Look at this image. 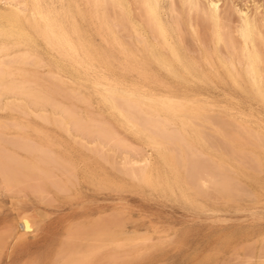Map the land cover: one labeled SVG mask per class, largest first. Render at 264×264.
Returning a JSON list of instances; mask_svg holds the SVG:
<instances>
[{"label":"rangeland","instance_id":"374dc122","mask_svg":"<svg viewBox=\"0 0 264 264\" xmlns=\"http://www.w3.org/2000/svg\"><path fill=\"white\" fill-rule=\"evenodd\" d=\"M208 1H210V0H193L194 3L198 4V2H199L200 7H205V8H207L206 3H208ZM212 1L217 2L221 6L220 7V11H221L220 15H221L222 20H226L224 27H226L228 29V31L226 32L227 34L224 33L226 36L227 35L229 36L227 38V40L229 38L234 39L235 48H237V46L239 47L240 45H238V44H240L241 42H240L239 37L237 36V33H234V32L236 31V26L239 24L240 21H239V17L235 14V12L233 11V8L231 6H233V5L243 6L244 4H248V3L260 4L262 2V0H212ZM186 2H187V0H159V4L161 5V13L164 16L163 22L166 26H168V28L171 29V32H169L171 35V39L174 38V39H172V41L177 44L178 48H179V44L181 43V40H182V43L183 42L186 43V45H185V43L183 44V49H179L180 55L183 56L185 54V49H186V51H188L187 53L191 57V62H194L196 65H199V66L205 68V70H206V66L203 63L204 62L203 58L205 59L206 56H204V55L207 54L208 55L207 60L210 61L211 63H214L216 69L220 72V78L218 79L219 81L216 80V82L213 81L212 83H209V82L205 83V82H203V80L206 81V79H202V81L199 80L201 78L200 74L203 75V73L198 74L199 72H197V70L194 68V70H195L194 73H196V75L194 76L195 79H196V76L197 77L200 76L196 79L198 83L195 82L196 83L195 84L193 82L194 84H189L190 80H188L189 79L188 77H187L188 79H186V77H185V79H186V82L188 81L189 83L188 82L187 83L186 82H180V81L177 82L176 80H173L172 76H170L169 74L167 75V73L165 71H163V70L161 71L160 68L158 69V67L152 61L147 60L145 58L142 59L140 56H139L140 58L137 57V55L139 53H136V55H135L136 60H137V58H139L137 60L138 61L137 62L135 60V58H131V57H128V55H126V54L124 55L123 53H120L121 50L119 48H117L118 45L116 47V45L115 44L113 45L111 42H109V44L107 45V43H108L106 41L107 36L103 34L106 32L105 30H104L105 32L102 33L103 36L106 37V38L102 39V41L104 42V46H103L102 42H100L101 38L97 37L100 35L99 37L103 38L102 34L99 33L100 30L97 32V30L99 29V25L95 26L97 24L96 21H92V23L94 22L95 24H90L91 22L89 24H87V25H89V27L85 26L84 24H86V23H84V22L80 26H81V28L83 26L86 27L87 28L86 31H89L90 25L91 26L93 25L92 27L95 26L93 28L94 30H91L92 29L91 28L90 31H93V34H95V32H97L99 35L98 34H97V36H96V34L92 35L91 40H90V36L88 38H89L90 42L91 41L94 42V44L93 43H91V44H93L94 46H95V44H97L95 46L96 48L94 47L97 51L99 49H101V52H102L103 51L102 48L103 49L105 48L107 50V54H109L108 55V63L110 61H112V65H111V63H109V66H112V68L107 67V69L108 68H109V70L112 69V71H113L112 75L120 76L119 78L114 77V76H110L108 78L106 77L108 80L111 79V77H113L114 78L113 81L116 82V78H117V79H119V81L117 80L118 83H120V81H122L125 84V86H123L124 84H122V82L120 83L121 87L124 88V87H126V84L128 82H130L127 84L129 87H131V85H135L134 83H136L137 85H140L137 82H139V81L141 82V80H143V79L148 80L147 77L149 76V80H148L149 82L147 81L148 85L150 84L151 88H152V86H154L155 89H154V87L151 89L150 86L146 85L147 84L146 80L145 81L143 80L145 82V84H143V86H144L143 89L146 90L145 92L148 94H151V92L150 91L148 92V90H147L148 88L145 89L146 86L149 87L151 90H153L154 93L155 92L158 93L159 91L161 92V90H164V92H161V93L166 94L165 90L167 91L168 89H165V88L161 89L162 87L160 88L161 90L157 89V91H156V87L157 86L159 87V85H160V84H158L159 82L157 83V80L158 81L161 80V82L166 80V81L170 82L172 85H174V87L171 89V91H172L171 93H174L176 95H171V96H174V97L178 96L176 98L181 97L182 99L187 98V100H190V101L193 100V102L197 101L198 103L200 102V104L202 103L201 106L203 105V103L205 104L206 101L208 104H212L213 109L216 111V113L218 112L217 116H219V118L218 117L215 118L214 115H216V113L214 114V110L212 109V107H209V111H205L204 115L207 116L206 113L211 112L209 114L211 116L212 111H213L214 118L212 117L210 119V117H209L207 119H208L209 123L210 122H211V124L214 123L213 126L216 127V129H214L215 131L217 130V128H219L217 131H220V129H222L223 132L221 131V133H225V135H224L225 139H228L227 135H226L229 132L228 130L233 128L232 130H230V132L234 133V135L232 137L230 136L231 138H229L228 140L233 139L234 136H235L234 140L236 138H238V140H239V138L241 137L240 142H242V143H240V145H243V142L247 141V142H244L243 146L246 145L245 147H247V143H250L251 145L250 144H248V145L252 146V149H256L257 145L255 143V140L254 141L250 140V139H252V135L250 132L254 133L255 131H257V129H259V127L262 128L261 127L262 126L261 125V115H262V111H264V110L260 109L261 106L259 104L258 99H255L256 96L254 95V93H250L252 91L249 90V88H247L248 91L241 92V91L237 90L236 88H234L232 84H230L231 83L230 80L226 79L227 77L224 76L225 71H223V68L220 66V64H218V61H216V59H217V60H219V63H220V60L223 59V57L221 59H219L220 55L224 56V54H225L224 57H226V58L224 60H227V58H229L232 55V54H228L230 56L227 57V54H226L227 52L230 51V48H228L227 43L228 42L232 43V40L231 39H230V41L226 40L225 45L224 44L222 45L221 43H219L217 45H216V43L213 44L214 43V42L212 43L213 33L211 35V31L213 30V27H212L213 25H212L211 21L208 20L206 17H203L204 16L203 11H202L203 12L202 14L200 12L199 15H197L195 12H193L192 15L189 16L188 10L183 7V5ZM136 3L137 2H135L134 0H124L125 6L132 5V8L130 10V17L128 15L127 16L129 17L130 21L134 24H135V22H136V24L141 23L138 21L140 18V16H138V15H141V13H140L141 11H139V14L137 13V10H136L137 5H135ZM169 5H170V7H169ZM225 5H227L229 7L226 8ZM0 8H3V6L0 5ZM3 9L6 10L5 8H3ZM137 9L139 10L140 8H137ZM107 11H108L107 14H110L112 12L111 9L107 10ZM109 11H111V12H109ZM204 11H205V9H204ZM113 12H116V11L114 10ZM173 12H175V16L173 15ZM253 13H255V9H253ZM135 16H137V17H135ZM106 17H107V15H106ZM108 17H109V15H108ZM176 19L179 21H177ZM175 21L178 22L177 23L178 27H179V24L181 26L178 28L179 31H177V30L173 31V28L176 25ZM173 22H175V24ZM257 23L259 25V20L257 21ZM110 26H112V25H110ZM136 26H138V25H136ZM97 27H98V29H97ZM121 27H117V28H119L118 30H120ZM124 27H125V25H123V28ZM128 27L129 26L126 25V29H128ZM117 28H116V31H117L116 33L120 32L119 35L117 34V38L122 40V41H120L118 39V41H120L119 45L122 46L123 44H121V43L123 42V43H125V45H123V46H126V44L128 46L130 44V41L132 40L131 36L128 39V36H129L128 33H132V32H127V34H126V32L121 33V31L123 29L118 31ZM170 29H168V31ZM102 31H103V29H102ZM91 33L89 34V32H88V35H91ZM116 33L114 31V34H116ZM133 37H134V35H133ZM146 37L148 38V41H151V39L149 40L150 35L147 34ZM189 38H190V40H189ZM225 39H226V37L224 38V40ZM134 40H132L131 42L135 43ZM213 41H214V38H213ZM33 42L37 46L35 48L37 50H35L31 46V44H30V46L27 47L28 51L30 50L29 51L30 54L35 52V54L31 55L32 57L31 56L29 57V59L33 58L34 56L36 59H38L37 57H39V58H41L39 61L43 65L39 66V67H35L37 69H34L33 67L29 68L31 66L30 64L32 61L28 60L29 62L27 61V63H28L27 66L30 65L28 67V69H30V70H27V68H26L27 72L28 73L33 72L32 74H35V75L38 74L37 75L38 77L40 76L42 78L44 76L46 78L47 72L50 73L51 71H49V69L51 70L50 67H52V72H53L52 74H54L56 72L55 71L56 69L59 70L55 74L59 76L58 78H60L61 81H63L62 79L65 80V78L67 77L66 78L67 82L64 84H69V85H67V86L65 85L66 87L64 85H61V86H64V89L67 90V88H68V92H69V89L74 88L75 85H77V87H78L79 84H78L77 80H75L76 76L73 74V71H72L73 66H75V65L77 66V67H74V69H73L74 71L78 72L77 75L79 74L78 69L81 70V69H84L85 67L82 68V66H81V68H80V67H78L79 65H77V64L74 65V62L72 61L73 62L72 68L71 69L67 68L66 66H68L69 63L67 61H65L63 63L64 60L61 61V59L63 57L61 59H59L61 56H58V54H56V53L54 55H52L51 53H53V51L51 52V50H47L49 48L44 47V44L42 42H41L42 43V45H41L39 40L34 39ZM99 43L102 46H99L98 45ZM210 43H212V45ZM256 44H258V46ZM188 46H190V47H188ZM212 46H213V48H212ZM224 46H226V47H224ZM255 47H256V50L258 52H261V44L259 42L256 41ZM128 48H130V46ZM132 48L133 47L131 46L130 50ZM134 48L132 49L133 51H134ZM220 48H221V50H220ZM187 49H189V50H187ZM213 49L214 50L216 49L217 52L216 51L215 52L218 54H216V53L214 54ZM33 50H35V51L33 52ZM226 50H227V52H226ZM135 52H137V51H134V53ZM162 52H164V51L162 50ZM13 53H14V51H13ZM229 53H234V52L230 51ZM105 54H102V55L104 57L105 56L107 57V55H105ZM235 54H237L236 51H235ZM235 54H233V55L235 56ZM234 56L231 58L235 59V57H237V56H235V57ZM42 57H43V59H42ZM109 57L111 59H109ZM51 58H53L54 61ZM141 59L143 60V64L145 65V67L143 66V69L138 68V65H137L138 63L141 62ZM139 60H140V62H139ZM144 60L146 61V63ZM48 61L51 64H49ZM55 61L58 64H59V62H61L60 64H62V65L56 64ZM66 62H67V65L64 66ZM72 62H70V63L72 64ZM236 62H238V61H236ZM48 65H50V67H48ZM97 65L100 67L99 63H97ZM101 66H102V64H101ZM125 66H127L126 69H125ZM128 66H130V68H131L130 71H129ZM236 66L237 65L235 64V68H236ZM65 67L67 68V70ZM99 67L97 69L95 68L96 70H93L94 71L93 74H95V76H96V74L99 72L98 76H96V77L101 78V75L103 76V73H104L103 71H106L107 69H104V67H103V71H102V68L100 67L101 68V70H100L101 72H100L98 70ZM75 68H76V70H75ZM118 68H121V71H119L120 69H118ZM53 69L55 72L53 71ZM122 69H123V71H122ZM84 70H82V72L84 71L83 73L80 71V75H78V77L81 76V78L82 77L84 78L83 80H85V81L87 80L89 82V80H91L92 78H89L87 75H88V73L91 74L92 70H87L86 68ZM109 70H107V72ZM237 70L240 71L241 69H239V67L237 66ZM34 71H35V73H34ZM58 72L60 73V75ZM95 72H97V73H95ZM49 73H48V75H49ZM63 73H64V75H63ZM84 73H86V74H84ZM100 73H102V74H100ZM108 73L110 75L111 72H108ZM108 73H106V74H108ZM142 73H144L143 77H141ZM139 74H141V75H139ZM30 75L31 74H28V76H30ZM61 75H63L64 77L66 76V77L61 78ZM28 76L26 75V77H24V80H26ZM86 76L89 78V80L87 79ZM89 76L91 77V75H89ZM92 76H94V75H92ZM104 76H106V75H104ZM35 77H33L34 81L36 79H38ZM40 77H39V79H40ZM96 77H95V79H98ZM150 77H152V79ZM30 78H32V77H30ZM30 78H29V80H31ZM47 78H49V77H47ZM72 78H74V79H72ZM190 78H191V80L194 79L193 77H190ZM14 79H18V78L15 77ZM150 79L151 80L157 79L156 83L152 85L150 82L151 81ZM50 80H52V81L55 80V82L54 81L53 82L55 83V86H57L56 85V84H58V83H56L57 78H51ZM50 80H48V83H50L49 82ZM73 80L76 83L74 85V82H73L72 83L73 86H71L72 85L71 82ZM92 80H94V77ZM154 80L152 81L153 83H154ZM196 80H194V81H196ZM34 81H32V82H34ZM39 81L41 82V79ZM80 81H82V79H80ZM87 81L85 83H87ZM110 81H112V80H110ZM199 81H201V83ZM29 82H31V81H29ZM44 82L45 81H42V83H44ZM82 82L84 83V81H82ZM46 83H47V81H46ZM199 83H200V85H198ZM36 84H37V82H36ZM45 84L44 85L42 84V85H43L44 89L47 88L46 89V91H47V90H49V85H52L53 83L52 84L50 83L48 85V87L47 86L44 87ZM202 84H204V85H202ZM213 84H215V86H213ZM242 84H245V82H243ZM28 85H30V83ZM28 85L26 84V86H28ZM80 85H84V84H80ZM80 85H79V87H80ZM87 85L89 86V84H85V86L80 87L81 89L83 87V89H82L83 92L80 91L78 88H77V90L80 91V94H82V95L84 94L83 97H86L87 98L86 100H88V101L90 100L89 108H87L88 107V104H87L88 101L87 102H86V100L84 101L83 97H80V99L82 98V100H83V101L81 100V102L86 103L87 107L81 105V103L77 104V101H78L77 99H75L77 101L74 102V99H73L74 96H71L72 102L75 104H73V105L69 104V106H71V107L75 106V111L77 112V113L74 112L75 115L79 114L78 115L79 117L81 115L80 118H83L84 116H86L87 113L84 112L85 107H86L87 111L91 110V113H93L92 114L93 119H91V120L96 121V122H92L90 120L91 125L93 124V126H94V124L96 125L98 123H99V125L101 123L106 124L107 126L109 125L111 127L112 131L114 132V133H111V131H110L111 129L109 130V128H108V130L110 131V134H112L114 136L116 135V137L119 136L117 138L120 139L121 142H124V141H125V143L127 142L126 145L129 144L128 146L120 148L121 144L116 145L117 144L116 142L112 144L111 142H112L113 138L111 139V142L108 145L107 141H109L110 135L108 134L109 132H107V130L105 131V132H107V134L104 132V130H102L105 133V135H104L105 138L108 137V135H109L108 140L106 142H104L105 138L104 139L96 138L97 136L102 135V134H100V132L102 133L101 130H100V132L97 130L98 133L95 135L96 137L94 136V134L88 135V137H87V136H85V134L82 135V133L85 132V131H83V128H82V131H83L82 133L79 131L80 129H78V128H77L78 132L75 131L76 128L74 126L76 125V121H74L75 123H73L72 126L70 124L66 125L64 127L57 125L59 117H61V116L59 115L58 112H56L55 108H54L55 114H53V112H52L53 106L52 105H49V106H52L51 110L47 104L46 105L44 104L45 105L44 108L38 109L39 106H41V105H39V106L36 105L37 108H36V106L35 107L31 106V104H28V102L26 103V101L22 100V98H20V97L18 98L17 95H14V96L9 95L10 97L7 95L6 98H3L5 96L0 98V126H1L0 127V141H1L0 142V161L3 162L2 163L3 165H6L5 171L10 170V169H8V167L12 166L11 164H14L15 160H18L17 163L19 161H22V162H28L29 161L31 163V160L34 162H37V160H33L32 157L34 155L35 156L40 155V156H43L41 158L45 157L46 159L44 158L43 162H41V160H39L41 162L40 164H37L38 162L35 164L39 165L38 168L44 169L45 173H46L45 176L47 175V177H45L46 180L43 179V180H45L43 183H41L39 185L37 184L36 188L39 189V192H36L37 189L31 190V188H35L34 185H30V186H33L31 188L28 187L29 185L26 186L28 188H25L24 187L25 184L23 187L10 189V187H7L9 185H7V186L4 185V184H6L5 183L6 181L5 180L3 181V179L0 175V228H2V229H0V232H1L0 234H2V236L0 235V264H8L9 260L12 261V264H25V261H29V260H33V259H42V260H55L57 258L60 259V257L62 256L63 253H66V252L69 253L70 250L72 252L73 251L77 252L79 250L78 253H80V255H78V257H80V256L82 257V255L88 254V253H86V254L84 253L85 251H87V249H88V252L90 253V252L97 251L98 249L100 250L99 247H101V246H102V248H101L102 252H100L97 256L94 257L98 261V264H103V261H117V262H119V260H120V264L121 263L122 264H128V262H136V264H223V263L224 264H248V262H252V264H261V261L264 260V240H263L264 239V223H262L261 219H260V207H261V202H262V196H264V172H262V169L260 166V157L262 154L261 153L262 148L259 149V146H258V150L249 149V150H251L250 152H249V150H246V149L243 150L245 152H242V150H241L242 154H240V153L237 154L233 151V153L235 154L234 155L235 157L232 155L233 160L235 159L236 162H238L237 161L238 159L236 160V158H238L239 155L241 156V155H243V153H245L246 157H245V155L242 156L243 158L241 157L243 161L240 160L241 158H239L240 162H238V163H240V168H238L239 167L238 163L236 166H235V164H233L234 163L233 160H231L232 162L226 161V164L229 165L230 170L234 169V168H236V169L232 170V173H234V174H232L231 172H230L231 174H227V175H230V178H232V180L230 179L231 181H227V180H229L228 176H227L228 179H226L225 181H223V180L222 181L226 182L227 184H230L229 182L233 181V183H231V185H227V186L224 185V186L226 187L227 190L229 189L228 186L230 187L231 190L233 188L235 190H234V193H231V194H234V195H232V198L230 196H228V194L226 193V195L228 197H230V201H229L228 200L229 198L225 196L226 189H224V193H223V191H222L223 189L220 190V189H218L219 188L218 187L217 189L222 191V193L224 194L223 196L226 198V199H223L222 193H221L222 197L220 196V194L218 195V192H219L218 190H217L218 192H216V193L214 191H212L213 188L216 187V185H212L213 183L209 184L208 182H206L207 180L204 179V177L207 175V179H208V176H210V175L215 176L216 175L215 173H218L215 170V167L217 165H215V167L212 166L213 163L215 164V163L219 162V160H218L219 157H217L218 156L217 153L214 152L217 150V147H219L218 148L219 151L220 150L222 151V149L224 150V151H222L224 156H225V154H227L229 156V153L227 150L229 149V152H232L230 150L232 145L229 148H227L229 145L227 146L226 142L229 143L228 141L225 140L223 143L219 137H218L219 139H217V135L214 134L212 128L210 129V125L207 124L208 122L204 123L205 120L203 123L199 122L200 120H202V118H201L199 121H196L193 123L194 127H196L197 125L198 126L201 125V127H204V129L197 127L198 129L201 130L200 132H197V135H199L202 132L201 134H203V135H201L200 138L203 139L204 142H201V139H199V136H198V140H197V138H195L197 140L195 142L194 141L190 142V139L193 140V138H188L190 144H194L193 147H195V150H197V152L200 154V156H197L199 154L194 153L193 152L194 148L193 149L191 148L192 156H193V154H195L197 157L193 158V157H195V155H194L193 157L191 156V158H188L189 153L191 151L186 152L187 150H185V149L183 150V148L185 146H182L180 144L183 141L182 140L180 142L178 141L179 143H177V146H178V144H180L182 146L181 150L183 153H185L184 154L185 155L184 160L185 161L187 160L186 162L189 165L185 162L186 163V170H184V172H183L185 174L182 175V173H181L182 170L179 171L181 173V175L183 176V178L179 177L178 173L177 174L175 173L178 177L176 176V179H175L174 178L175 176H174L173 177L174 179L172 180L171 179L172 178L171 173H173V172L170 170L167 171L168 168L161 163L162 161L158 158V156H156V153L150 148V146L148 147V144L146 145L147 142H144L143 138H142L143 140L140 139L141 137H139V138L135 137L136 135H133V133L130 134L131 131L130 132H129V130L127 131L128 128L125 125H124L125 127L122 125L123 123L121 121H119L120 119L118 117L116 118V116L114 117V115L111 116V114H113V113L110 114V112L106 111L105 108L107 106L103 107L102 101H100V99L99 100L97 99L98 97H96V94L94 96H93V93H92V95H90V92H94V90L93 89L91 90V88H90L91 91L89 89H87V87H88ZM245 85H244V88L247 86V85L246 86ZM68 86L69 87L71 86V87L69 88ZM39 87H37V88L39 89ZM129 87H127V88H129ZM32 88H34V87H32ZM50 89H52V88H50ZM60 89H61V87H60ZM84 89H85V91H84ZM247 89L245 88V90H247ZM59 90H57V91L59 92ZM77 90L75 89L74 91H77ZM42 91H44V90L42 89ZM79 91H77V92H79ZM48 92L49 91H47L46 94L50 93V92L49 93ZM58 92L54 93L52 91V97L55 98L56 102L59 104V105L55 104V106H60V107L62 106L61 108L58 107L59 109H62L63 106L68 105V103L72 104V102L67 101V100H69L67 98H66V100L65 99L63 100L57 94ZM85 92H86V94H85ZM160 92H159L158 96H160V95L164 96V94H161ZM157 93H155L154 96H157ZM54 94H57L59 97L55 96ZM63 94H65V92ZM68 94L66 91V97L68 96V98H69L70 96ZM70 94H71V92H70ZM167 94H166V96L169 95V94L168 95ZM251 94H252V96H251ZM49 95H51V93ZM60 95H62V93ZM77 96L79 98L78 94H77ZM183 96H184V98H183ZM52 97H51V99H52ZM56 97H58V98H56ZM91 98H93V99H91ZM55 99H52V100L55 101ZM204 99H206V100H204ZM212 99L214 100V102L212 101ZM208 100H211L212 102L208 101ZM216 102H217V104H216ZM232 102H234L235 104ZM6 103H7V106H6ZM17 103H19V104H17ZM207 103H206V107H208ZM213 103H215V104H213ZM9 105H11L13 108ZM15 108H19L20 111H18V109H15ZM32 108H34V109H32ZM7 109H10V110H7ZM66 109H67V106H66ZM71 109L74 110L73 107ZM71 109H70V111H71ZM21 110H23V111L21 112ZM107 110H108V108H107ZM235 110L237 112H235ZM64 111H65V109H64ZM66 111H69V110H66ZM70 111H69V113H72ZM5 112L7 113V115H5ZM225 112H228V114H230V115H228L229 117L225 114ZM241 112H243L247 117H244L245 115ZM41 113L45 114L46 116H44ZM237 113H238V115H235ZM22 114H25V115L23 116ZM39 114H41L42 116ZM83 114H85V115H83ZM36 115L39 118H41L40 120L42 122H40V120L39 121L37 120L39 118ZM87 115H91V114H89V111H88ZM249 115H251L252 117ZM78 116L75 117L76 120H77V118H79ZM55 117H56V119H55ZM86 117H85V119L91 118V116H88V118H86ZM220 118H222L223 121H221L222 119L220 120ZM214 119L217 121V124L221 122L218 125V127L216 126V123H215L216 121ZM45 120L47 121L48 124L45 123ZM5 121H7L6 124H5ZM79 121H81V119ZM87 121L84 122V119H82L81 122H83V126L85 125L84 123L88 124ZM224 121L228 122V123H226L228 125L223 123ZM81 122H80V125L82 124ZM14 124H16L17 127ZM78 124H79V122H78ZM78 124H77V127H78ZM90 124L86 125V128ZM202 124L204 126H202ZM230 124H231V126H233V125L236 126V124H237V126L238 125H240L242 127L244 126L245 127L244 129H248L247 133L251 135L250 136L251 138L250 139L248 138L250 142H248V140L244 139V138H243L244 141L242 140V136L244 137V134L246 133V131H244L245 133L241 131L242 127H241V129H239L240 126L238 128H234V127L231 128V126L229 127ZM208 125H209V127L207 128ZM223 125H225V127L228 126V127H226V128H228V129H226L227 131L223 130L225 128V127H223ZM91 127L89 126V129L93 130L94 128L91 129ZM101 127H103V125H101ZM106 127H104V129ZM23 128H24V130H23ZM97 128H100V127H97ZM21 130H23V131H21ZM73 130H74V132H73ZM90 130L88 131V133L90 132ZM202 130H204V131H202ZM94 132H96V128L94 129ZM259 132H261V129L259 130ZM92 133H93V131H92ZM232 133H230V135ZM255 133H257V132H255ZM180 134H182V136H183L182 132H180ZM204 134H206V135H204ZM248 134H247V137L249 136ZM257 134H255L256 137H258V138H256L257 139L256 142L259 140L261 141V137H259V134H261V133H259L258 136H257ZM253 136H254V134H253ZM116 137H114V139ZM208 137H210V138L213 137L212 139H214L215 143H213L212 139L208 140L209 139ZM247 137H245V138H247ZM75 140H76V142H75ZM86 140H88L89 142ZM219 140H220V142H219ZM222 140H224V139H222ZM13 141H14V143H13ZM101 141H102V143H101ZM231 142H233V141H230V144H231ZM12 143H13V145H12ZM212 143L214 145L217 143L216 149L214 151L211 149V146H210V145H212ZM24 144L25 145L29 144L30 147L31 146L37 147V152H36L37 155H36V153L31 155L33 153L34 149L30 153L29 152L30 150L28 149L29 147L28 148L24 147L23 146ZM114 144L116 145L115 147H114ZM220 144H222V145H220ZM123 145L125 146V144H123ZM130 145L132 148L130 147ZM214 145H212L213 149L215 147ZM237 145H239V144H237ZM259 145L261 146V144H259ZM49 146H50V148H49ZM234 146L235 145L233 144L232 147H234ZM88 147H89V149H88ZM175 147H176V145H175ZM253 147H255V148H253ZM13 148H15V149H13ZM38 148H40V149L42 148L41 150L43 152L40 151L41 153L38 154V151L40 150V149L38 150ZM128 148H129V150H128ZM176 148H174V146H173V149L175 150L174 151L175 156L177 155L179 157L178 160L180 161V156H179L180 153L178 150H176ZM234 148H232V150L236 149V148L235 149ZM137 149H139V150L137 151ZM179 149H180V147H179ZM243 149H244V147H243ZM110 150H111V152H110ZM96 151H97V153L100 152V154L97 155V153H95ZM221 151H220V154L223 155ZM235 151H237V150H235ZM238 151H240V150H238ZM44 152L46 153L45 155H43ZM89 152H90V155H89ZM109 152H110V154H109ZM176 152H177V154H176ZM24 153H25V155H24ZM220 154H219V156H220ZM139 155H142V156H139ZM47 156L52 157L53 159L55 158L59 163L53 164L55 161L52 162L53 159H51L52 160L51 161L52 164H51L50 161L48 160ZM122 157L127 158V159H125V161H124V159ZM200 157H201V159H199ZM224 158L220 157V159H223V162L225 161ZM60 159L64 160L65 164H67V166L65 164L63 166V164L61 162L62 160H60ZM98 159H101V160H98ZM145 159H147V162H146L147 176L145 178H143V180H139V183H138V181H136V179L133 178L134 180H132L131 179L132 177L130 178L128 175V173H129L128 171H130L129 168L131 167L130 166L128 168V162H129V165H130V162L131 163L133 161L137 162L136 164H138V166L137 165L136 166L138 168L140 165H142V162ZM195 159H196V162H195ZM207 159L209 162L208 161L206 162ZM230 159H231V157H230ZM11 160H14V162ZM193 160H194V162H193ZM198 161H200V162H198ZM256 161H258V163H255ZM105 162L107 163L106 165L104 164ZM210 162H213V163L211 164ZM119 163H120V165H119ZM194 163H195V165H194ZM241 163L245 164V165L242 164V165H244V169L241 168L242 167ZM35 164L31 163V165H33V167L32 166H30V167H32L36 170L35 174H37V176H38V173H37L38 168L37 169L35 168V167H37V165H35ZM132 164L135 165V163H132ZM161 164L163 165V167H165L164 170H163V167L161 166ZM208 164L211 166L208 167L207 166ZM226 164L225 165L223 163L220 164L221 168L219 169L217 166V169L220 171V170H222V167H223V170H224V168L225 169L229 168V167H227L228 165H226ZM7 165H8V167H7ZM121 165H122V167H121ZM15 166H17L16 168L19 169L20 168L19 166H21V165H18L15 162ZM136 166H135V168H136ZM13 167H14V165H13ZM13 167L11 169H13ZM123 167H125V168H123ZM192 167H193V169H192ZM198 167H201V169H199ZM210 167H211V169H210ZM58 168H60V169H58ZM118 168H119V170H118ZM189 168H191V170H193V171H191ZM204 168H206V169H204ZM213 168H214V170H212ZM21 169L24 170V167ZM132 169L133 168H131V170ZM133 170H135V169H133ZM165 170L167 171L166 172L167 174L170 173V176L165 173ZM200 170H201V172H200ZM205 170L207 172L209 170V173H212V174H210V175H208L209 173L206 174ZM210 170H211V172H210ZM244 170H246V171H244ZM13 171H15V169H13ZM39 171H41V170H39ZM8 172H11V171H8ZM68 172H69V174H68ZM199 172L201 174L202 173L204 174V176L202 175L203 176L202 181L204 182V180H206L205 181L206 184L205 183L204 184L207 186V188L205 185H202L201 188L199 187L198 180H197L201 176V174ZM224 172H225V170L222 172L220 171L219 175H222V176H224L223 178H226L225 177L226 174ZM30 173L32 174V172H30ZM123 173H125V174H123ZM0 174H1V172H0ZM35 174H32L33 177L35 176ZM124 175H126V176H124ZM165 175H167V176H165ZM196 175H200V176H197L198 177L197 178ZM231 175H233V176H231ZM29 176L30 177H28V178L31 179V175H29ZM234 176H235V178H234ZM20 178H23L21 176V174H20ZM26 178H27V176H26ZM38 178H39V176H38ZM167 178H169V179H167ZM218 178L221 181L220 177H218V175H217V179ZM39 179H38V181L40 182ZM182 179L185 180V182H187V186L191 185V187L193 186V188L187 187L189 190L184 189V188H186L185 187L186 185L184 186L185 182L183 181L184 182L183 183L181 181ZM200 179H199V184H200ZM22 180H20L19 183H21V182L25 183ZM31 180H30V182H31ZM38 181H36V182H38ZM202 181H201V184H202ZM30 182H28V183H30ZM65 182H66V184H65ZM33 183H35V182H33ZM194 183H197V184H195V186H194ZM30 184H32V183H30ZM21 185L22 184H20V186ZM12 186L14 187V184ZM15 186H16V183H15ZM196 188L198 190L197 191L194 190L196 192H193L192 189H196ZM210 188H212V189H210ZM2 189L3 190L5 189V190L3 191ZM207 189H208V191H207ZM190 190H192V191H190ZM199 192H201V194L206 193L205 195H206V197H208V199L205 197V195L199 194ZM230 192H233V190ZM196 193H197V195H196ZM231 194H229V195H231ZM211 196L213 198H211ZM216 197L221 199V201H219V199H217ZM37 200H39V202ZM215 202H217L218 204H213ZM50 203H52V204H50ZM35 210H36V212H35ZM38 211H39V213H38ZM109 212H111V213H109ZM116 212H118V216L113 217L114 215H117ZM22 218L28 219V221L30 222V226L37 227L38 232H37V235L35 237L29 236L24 241L17 242L16 237H19L23 232V227L20 224ZM129 220L130 221L134 220V222L130 223ZM76 222L79 224H77ZM111 222H113V223H111ZM123 222H125V223H123ZM127 223H129V224H127ZM73 224H74V226H73ZM7 231L9 232V234ZM17 232H18V234H17ZM78 234H80L81 236H79ZM94 234H96V235L93 236L95 238L93 240L92 235H94ZM100 234H102V235H100ZM103 234H105L106 236ZM107 235H109V236H107ZM148 235H149V237H147ZM71 237H73L75 239H73V238L71 239ZM108 237L109 238L111 237L110 240ZM86 238H88V239H86ZM66 239H68V240H66ZM167 239L169 242L167 241ZM70 240H72V241H70ZM88 240H90V241H88ZM73 241H74V244H73ZM138 241H140V242H138ZM87 242H89V243L92 242V243L87 244ZM102 243H104V244H102ZM134 243H135V245H134ZM160 243L163 245H161ZM1 244H2V246H1ZM75 245H77V246H75ZM70 246L73 248H71ZM91 246H93V247H91ZM239 246H241V247L239 248ZM67 247H68V249H67ZM81 247H83V248H81ZM95 248H97V250ZM142 248H145V249H142ZM81 249H82V251H81ZM64 250H65V252H64ZM142 250H143V252H142ZM62 251H63V253H62ZM140 253H142V255ZM135 255L137 257H135ZM228 255H229V257H228ZM104 258H106L107 260ZM100 260H102V263ZM123 260H125V261H123Z\"/></svg>","mask_w":264,"mask_h":264},{"label":"bare ground","instance_id":"6f19581e","mask_svg":"<svg viewBox=\"0 0 264 264\" xmlns=\"http://www.w3.org/2000/svg\"><path fill=\"white\" fill-rule=\"evenodd\" d=\"M135 2H137L135 5H141V4H143L144 3V0H134ZM3 2L4 3H12V4H15V5H23V4H32L33 2H34V0H3ZM38 2L39 3H41V4H47V5H61V4H63V5H69V4H72V5H75V4H82V5H84V4H88V3H94L95 2V0H38ZM100 2H102V3H105V4H107L109 7L107 8V10H112V12L111 11H109V12H111L110 14H107V10H106V14L104 13V12H102L101 14H100V16H99V18H97L96 17V15H95V13H94V11H92V10H88V9H81L80 11H77L75 8H73L72 9V11H71V14L70 15H65L64 14V11L63 10H61L60 8H56V9H54L53 10V12H55V13H59L60 15H59V17L57 18L58 19V24L56 25V26H54L55 27V33H54V35H48L47 37L41 32V31H37L35 28H34V26H33V24L32 23H30L29 22V20H30V17H31V9L29 8V9H20L19 11H17V10H15V9H6V10H4L3 8H0V32H2V31H4V30H12L13 28H19V29H21L22 31H24V32H27L28 33V35H29V37H30V39H31V41L33 42L34 41V39H37V40H39V42L41 43H43L44 44V47H46V48H49V49H47V50H51V52L53 51V53H51L52 55H54L55 53L56 54H58V56H61L59 59H61L62 57L64 58H62L61 59V61L62 60H64L63 61V63L65 62V61H67L69 64H68V66H66L67 65V62L65 63V65L64 66H66L67 68H72V66H73V62H74V65L75 64H77V65H79L78 67H80L81 68V66H82V68L83 67H85L87 70H92L91 72V74H89L88 73V77L89 78H92L93 79V77H94V80H89V78L87 77V79L89 80V82L87 81V83H85L86 81L85 80H83L84 78L82 77L81 78V76H79L78 77V75H80V71L82 72V70H84V69H78L79 70V74L77 75V73L78 72H76V71H74L73 69H74V67H77L76 65L75 66H73V69H72V71H73V74L76 76H74L76 79L75 80H77V82H78V84L80 85V84H84V85H80V87L81 86H85V84H89V86L87 87V89H89L90 90V88H91V90L93 89L94 90V92H90V95H92V93H93V96L96 94V97H98L97 99L99 100L100 99V101H102V105H103V107H106L105 109H106V111H108V112H110V114L111 113H113V114H111V116L112 115H114V117L116 116V118L118 117L120 120L119 121H121L123 124V126L125 125L127 128V131L129 130V132H130V134L131 133H133V135H136L135 137H137V138H139V137H141L140 139H144V142H147L146 143V145L148 144V147L150 146V148L156 153V156H158V158L162 161L161 163L164 165V166H166L168 169H167V171L168 170H170V171H172L173 173H171V179L173 180L174 178L176 179V174L178 173V176L179 177H182L183 178V174H185V173H183L184 172V170H186V161L184 160V158H185V153H183L182 152V146H185L184 148H183V150L185 149V150H187L186 152H190L189 153V157L188 158H191V156H192V150H191V148L193 149L194 148V150H195V147H193L194 146V144H190V142H195V141H197L198 140V136H199V139H201L200 138V136L201 135H203V134H199V135H197V132H200L201 130L200 129H198L197 127H200V128H203L204 129V127H201V125L200 126H196V127H194V125H193V123L194 122H196V121H199L201 118H202V120H200L199 122H201V123H203L204 122V120H205V122L204 123H206V122H208L207 124H209L210 125V129L212 128V130H213V132H214V134L215 135H217V139H221V141L224 143V141L226 140V141H228L229 143H227L226 142V144H227V148H229L231 145L233 146V144L235 145L234 147L236 148H234V147H232L231 146V151L232 152H229V149L227 150L228 151V153H229V156L227 155V154H225V156H224V154H223V152L222 151H224L223 149H222V154L223 155H221L220 154V151H219V147H217V150L216 151H214L215 149H216V144L214 145L213 143H215L214 142V139H212L213 137H208L209 139L208 140H210V139H212L213 140V143H212V145H214L215 147H214V149L212 148V145H210L211 146V149L214 151V152H216L217 153V157H219V162H217V163H213V162H210L211 164L213 163V167H215V165H217L218 166V168L220 169L221 167H220V164H226V161H230V162H232L231 160H233V156L235 155L234 153H233V151L235 152V153H237V154H242V152H245V151H243V150H249V149H251V150H258V146H259V149L260 148H262V146H260L259 144H261V141L259 140V141H257L256 142V138H258V137H256V135L255 134H259V133H261V132H259V130L261 129L260 127H259V129H257V131H255V132H257V133H253V132H250L251 133V135H252V139H250L251 137V135L250 134H248L247 132V130L248 129H244L245 127L243 126H240V125H238L237 126V124H236V126H231V124L229 125V127L231 126V128L232 127H234V128H238L239 126H240V128L239 129H241V127H242V132H244V131H246V133L244 134V137L242 136V140L244 141V139H247L248 140V142H250L249 141V139L251 140V141H254L255 140V143H256V145H257V147H256V149H252V146H249L248 144H250V143H247V147H245V146H243L244 145V142H247V141H244L243 142V145H240V143H242V142H240L241 141V137L239 138V140H238V138H236L235 140H234V137H233V139H230V140H228L229 138H231L233 135H234V133H232V132H230V130H232V129H229L228 131V133L226 134L227 135V138L228 139H225V133H221V131H222V129H220V131H217L219 128H217V132L214 130V129H216V127L215 126H213L214 125V123L213 124H211V122L209 123V121H208V119L207 118H209L210 117V119L213 117L214 118V116H215V118L216 117H218L219 118V116H217V113H216V111L213 109V105L212 104H208L207 103V101H206V103H207V106L208 107H206V103L204 104L203 103V105L201 106V104H200V102L198 103L197 101V103L196 102H193V100L192 101H190V100H187V98L186 99H182L181 97H179V98H176V97H178V96H171V95H176V94H174V93H171L172 91H171V89H168L167 91L165 90V93L168 95V96H166V94H164V93H161V92H164V90H161V89H163V88H161L160 87V85H159V87L157 86L158 84H160L161 83V80H157V79H153L154 80V83L152 82L153 80H151L152 79V77H150L151 79V84L153 85V84H155L156 83V80H157V87H156V91H157V89H160L161 90V94H164V96H162V95H160V96H158V94H159V92L157 93V92H155V93H157V96H154V92H153V90H151L154 86H152V88H151V86H150V84L148 85V80H149V76L147 77V79L148 80H146V82H147V84L146 85H148V86H150V88L149 87H147L146 85V87H145V89H147L148 90V92L150 91L151 92V94H148V93H146L145 91L146 90H144L143 88H144V86H143V84H145V80L143 81V80H141V82L139 81V82H137V83H139L140 85H137L136 83H134L135 85H131V87H129L127 84L128 83H130V82H128L127 84H126V87H121V82L122 81H120V83H118V81H119V79H117L116 78V82L115 81H113L114 80V78L113 77H111V79H107L108 77H110V76H114V77H120V76H116V75H112L113 73V71H112V69L111 70H109V68L107 69V67H111L112 68V66H109V63H111V65H112V61H110L109 63H108V55L109 54H107V50L104 48H102V50L106 53H104L103 51V53L101 52V49H99L98 51L95 49L96 47V45L97 44H95V46L93 45L94 44V42L93 41H91L90 42V40H91V38H92V35H95L96 34V36H97V32L100 30V32L99 33H103V32H105V33H103L104 35H106L107 36V38L105 37V36H103V34H102V36H103V38L102 37H99V36H97L98 38H101L100 39V42H102V44H103V46H104V42L102 41V39H104V38H106V41L108 42L107 43V45L109 44V42H111L113 45L115 44L116 45V47H117V45H118V47L117 48H119L121 51H120V53H123L124 55L126 54V55H128V57H131V58H135L136 56V53H139L138 55H137V57H141L142 59H147V60H150V61H152L157 67H158V69L160 68L161 69V71L163 70V71H165L166 73H167V75L169 74L168 73V71L165 69V65H169V66H171L172 67V69H173V71L174 72H179V73H181L182 74V69H180L176 64H175V62H174V60L172 59V56H171V53L168 51V47L165 45V42H164V40L160 37V34H159V31L152 25V24H150V22L148 21V19H147V17L145 16V14H144V10L142 9V8H140L139 10L136 8V10H137V13L139 14V11H141L140 13H141V15H138V16H140V18H139V22H141V23H138V24H136V22H135V24L136 25H138V26H136L134 23H132L131 21H130V19H129V17L127 16V15H125V14H123L122 12H121V9L119 8V7H113V5H124V0H100ZM151 2L152 3H158L159 4V0H151ZM169 3V2H168ZM174 3V2H173ZM212 3H217V2H213L212 0H210V1H208V3H206V7L208 8V5H210V4H212ZM198 4H199V2H198ZM174 5V4H173ZM169 7H170V5H169ZM110 8V9H109ZM207 8H205V7H200V12H201V14L204 12V9H207ZM116 11V12H113L114 10ZM203 11V12H202ZM118 12V13H117ZM221 12V11H220ZM6 14V15H5ZM204 14V13H203ZM106 15H107V17H106ZM108 15H109V17H108ZM9 17H11V22L9 21ZM132 17V16H131ZM135 17H137V16H135ZM142 17V18H141ZM202 17V16H201ZM203 17H205V15L203 16ZM133 18V17H132ZM208 20H210V18H207ZM134 20V19H133ZM177 20V19H176ZM92 21H96V25L95 26H98L99 25V29H98V27H97V32H95V34H93V31H90V29L91 30H94L93 28L95 27H92L91 25H90V28H89V31H86V27H82L81 28V24L84 22V23H86V24H84L85 26H88L89 27V25H87V24H89L90 22V24H95L94 22L92 23ZM177 21H179V20H177ZM207 21V20H206ZM211 21V20H210ZM88 22V23H87ZM176 22V21H175ZM175 22H173L174 24H175ZM177 23L178 22H176V25L174 26V28H173V31H179L178 30V28L179 27H181L180 26V24H179V27L177 26ZM205 23V22H204ZM207 23V22H206ZM173 24V25H174ZM191 24V23H190ZM110 25H112V26H110ZM123 25H125V29H126V25H128L129 27H128V29H124L123 28ZM62 26V27H61ZM122 26V27H121ZM117 27H121L120 28V30H122L121 31V33H124V32H126V34H127V32H132V33H128V39L130 38V36H131V39L132 40H134L135 41V43L133 42H131L130 41V44L127 46V44H126V46H123V45H125V43H121V44H123L122 46L121 45H119L120 43V41H122V40H120L119 38H117V34L119 35L120 34V32L119 33H116L117 31H116V28ZM213 27V26H212ZM197 28V27H196ZM102 29H103V31H102ZM119 28H117V30H118ZM168 29H170V28H168ZM181 29V28H180ZM105 30V31H104ZM120 30H118V31H120ZM102 31V32H101ZM114 31H115V33L116 34H114ZM189 31V30H188ZM88 32H89V34L91 33V35H88ZM168 32H171V29L168 31ZM183 32V31H182ZM173 33V32H172ZM171 33V34H172ZM212 33H213V38H214V41H213V38H212V43L213 44H215L216 43V40H215V36H214V27H213V30L211 31V35H212ZM234 33H237L236 31L234 32ZM233 33V34H234ZM132 34V35H131ZM150 35V37H149V40L151 39V41H148V38L146 37V35ZM227 34V33H226ZM116 35V36H115ZM133 35H134V37H133ZM173 35V34H172ZM230 35V34H229ZM90 36V40H89V37ZM125 36V35H124ZM238 37H239V39H240V44H238V45H240L239 47L237 46V48H235V46H234V44H235V42H234V39H231V38H229L228 40H227V38L229 37L228 35L226 36L225 34H224V37H223V39L226 37V39L224 40V42L223 43H221L222 45L224 44H226L225 43V41L227 40V41H230V39L232 40V43L231 42H228L227 43V46H228V48H230V51L231 52H234V53H229V52H227V50H226V54H227V57L228 56H230V55H228V54H232L229 58H227V61H229V62H231V61H235V64L239 67V69H241L240 71H238L237 70V66H236V74L237 75H239L240 76V79H241V82L243 83V82H245V84L247 85H245V84H243V86L245 85L246 87V89L247 88H249V90H251L252 92H250V93H254V91H253V86L251 85V83L247 80V77H246V75L243 73V69H242V67H241V65H242V63L244 62V55H245V53H244V47H245V42H244V40H242L241 38H240V36L239 35H237ZM109 37V38H108ZM119 37V36H118ZM127 37V36H126ZM124 38V37H123ZM134 38V39H133ZM118 39L120 40V41H118ZM172 39H174V38H172ZM172 39H171V35H170V33H169V41L170 42H173L172 41ZM184 39V38H183ZM189 40H190V38H189ZM105 41V40H104ZM118 41V42H117ZM192 41V40H191ZM256 41L257 42H259L260 43V39H259V32H257V34L255 35V37H254V41H250L249 43H248V50L249 51H251L252 50V48H253V46H255V43H256ZM188 42V41H187ZM234 42V43H233ZM6 43H9V44H11L12 45V47H13V51H14V53H13V55L16 57V59H12V60H8V59H5V58H3V57H0V59H2L3 60V67L2 68H0V73H2L3 75H4V78L5 79H7L8 77H11V79L8 81L9 82V84L11 85V88H12V91L11 92H9V93H5V94H2V95H0V98H2L3 96H5V97H3V98H6V96L8 95H11V96H14V95H17V97L19 98H22V100H24V101H26V103L28 102V104H31V106H39V105H41V106H39V108L38 109H40V108H44V106L47 104L48 106L49 105H52L53 106V108H52V106H49L50 107V110H51V108H52V112H53V114H55L54 112H55V110H56V112H58L59 113V115L61 116V117H59V120H58V122H57V125H59V126H62V127H64V126H66V125H71L72 126V124L73 123H75L74 121H76V125L74 126L76 129H75V131H77L78 129H80L79 131L82 133L83 131H85L84 133H82V135L83 134H85V136H87L88 137V135H92V134H94V136L98 133L97 132V130L100 132V130L102 131V130H104V132L107 130V132H109L108 134L110 135V138H109V135H108V137H104V135H105V133L107 134V132H103L102 131V133L100 132V134H102V135H100V136H95L96 138H99V139H104L105 141L104 142H106L107 140H108V138H109V141H107L108 142V145L110 144V142H111V139H112V144L113 143H117L116 145H120V148L122 147H126V146H128V145H126L127 144V142L125 143V141L124 142H121L120 141V139H118L117 137H119V136H117L116 137V135L114 136V135H112V134H110V131H111V133H114L113 131H112V129H111V127L108 125H106V124H100L99 125V123L98 124H94V126H93V124L91 125L90 124V122L92 121L91 119H93L92 118V114L93 113H91V110H88L89 111V114H91V115H87L88 114V111H87V108H89V106H90V104H89V102H90V100L88 101V100H86L87 98L86 97H83L84 96V94L82 95V94H80V91H82V89H83V87H82V89L79 87V85H78V87H77V85H75V83L76 82H74V80L71 82V84L74 82V88L77 90V88L80 90H77V91H79V92H77V91H74L75 89L74 88H70L71 86H73V84L69 87L70 89H69V92H68V88H67V90L66 89H64V86L66 85H69V84H64V83H66L67 81H66V78L63 76L64 75V73H63V75H61V78H65V80L64 79H62L63 81H61V79L60 78H58L59 76L58 75H56L55 73L57 72V71H59V70H55L54 71V69H53V71L55 72L54 74H52L53 72H52V67H50V65H48V67H50L51 68V70L49 69V71H51L50 73L49 72H47V75H46V78L44 77H40V79H41V82L39 81L40 79H39V77L37 76L38 74H32L33 72H31V73H28L27 72V70H30V69H28V67L29 68H34V69H37V68H35V67H39V66H42L43 64H41L40 63V59L41 58H39V57H37L38 59H33V58H31V59H29V57L31 56V55H33V54H35V50H37V49H35L37 46L35 45V47H33L35 50H33V52L34 53H31L30 54V50L28 51V46H30V44L28 43V41L27 40H25L24 38H21V37H19V36H17V38L16 39H14V40H12V41H5L4 39H3V37L2 36H0V46H2V45H5ZM34 43V42H33ZM42 43H41V45H42ZM91 43H93V44H91ZM181 43H182V40H181ZM185 42H183L182 44H184ZM212 43H210L211 45H212ZM261 44V43H260ZM99 46H102V45H100V43L98 44ZM185 45H186V43H185ZM188 45V44H187ZM216 45H217V43H216ZM257 46H258V44H256ZM130 46V48H131V46L134 48V51H137V52H135L134 53V51L132 50H130V48H128ZM256 46V47H257ZM95 47V48H94ZM126 47V48H125ZM188 47H190V46H188ZM218 47V46H217ZM220 47V46H219ZM224 47H226V46H224ZM256 47H255V49H256ZM260 47V46H259ZM212 48H213V46H212ZM138 49V50H137ZM185 49V48H184ZM218 49V48H217ZM27 50V51H26ZM162 50L164 51V52H162ZM186 50V49H185ZM187 50H189V49H187ZM220 50H221V48H220ZM191 51V50H190ZM213 53L215 54L216 52H217V50L215 49H213ZM216 51V52H215ZM219 51V50H218ZM235 51H236V53L237 54H235ZM238 51V52H237ZM50 52V51H49ZM188 52V51H187ZM17 53V54H16ZM105 54V55H107V57L105 56H103L102 54ZM134 53V54H133ZM165 53V54H164ZM256 53L257 54H259L260 52H258L257 50H256ZM37 54V53H36ZM216 54H218V53H216ZM233 54H235V56H237V57H235ZM57 56V55H56ZM182 56V55H181ZM204 56H206L207 57V59H208V55L206 54V55H204ZM224 56H225V54H224ZM224 56H219V59H221L222 57H223V60L226 58V57H224ZM235 57V59L233 58H231V57ZM32 57V56H31ZM35 57V56H34ZM47 57V56H46ZM139 57V58H140ZM205 57V58H206ZM107 58V59H106ZM139 58H137V60L139 59ZM34 61H33V60ZM42 59H43V57H42ZM46 59V58H45ZM52 60H53V58H51ZM67 59V60H66ZM109 59H111L110 57H109ZM141 59V62H140V60H139V62L140 63H138L137 65H138V68H140V69H143V66L145 67V65L143 64V60ZM237 59V60H236ZM32 61L31 62V64L30 65H28L27 66V61ZM50 60V59H49ZM58 60V59H57ZM135 60H136V58H135ZM136 60V61H137ZM203 60H204V58H203ZM28 61V62H29ZM42 61V60H41ZM54 61V60H53ZM72 62V64L70 63V62ZM145 61V60H144ZM216 61H218V64H220V66L222 67V65H221V62L219 63V60H217L216 59ZM221 61V60H220ZM236 61H238V62H236ZM56 62V61H55ZM59 62V61H58ZM138 62V61H137ZM210 62V61H209ZM41 65H40V64ZM44 63V62H43ZM48 63H49V61H48ZM53 63V62H52ZM61 62H59V64H60ZM97 63H99V65H100V67L102 68V71H103V67H104V69H107V70H109L108 72H111L110 73V75H109V73L107 72V70L106 71H103L104 73H103V76L104 75H106V76H102L101 75V78L99 77H96V76H98V74H99V72L97 73V72H95V73H97L96 74V76H95V74H93L94 73V71L93 70H96L99 66L97 65ZM145 63H146V61H145ZM49 64H51V63H49ZM56 64H58L57 62H56ZM58 64V65H59ZM101 64H102V66H101ZM240 66H239V65ZM47 65V64H46ZM60 65H62V64H60ZM71 65V66H70ZM98 67H97V66ZM108 65V66H107ZM54 66V65H53ZM70 66V67H69ZM206 66V65H205ZM55 67V66H54ZM65 67V68H66ZM99 67V71L101 70V68ZM123 67V66H122ZM126 67L127 66H125V69H126ZM26 68H27V70H26ZM44 68V67H43ZM67 68H66V70H67ZM96 68V69H95ZM128 68H129V71L131 70V68H130V66H128ZM127 68V69H128ZM223 68V67H222ZM41 69V68H40ZM46 69V68H45ZM61 69V68H60ZM118 69H120L119 71H121V68H118ZM33 70V69H32ZM75 70H76V68H75ZM77 70V71H78ZM86 70V71H87ZM97 70V71H98ZM69 71V70H68ZM85 71V70H84ZM83 71V72H84ZM122 71H123V69H122ZM125 71V70H124ZM127 71V70H126ZM192 71L194 72L195 70H194V68L192 69ZM223 71H224V69H223ZM27 72V73H26ZM41 72V71H40ZM70 72V71H69ZM82 72V73H83ZM101 72V71H100ZM108 73V74H106V73ZM143 72V71H142ZM164 72V73H165ZM259 72H260V68H259V65L257 66V77H256V87L258 88L259 87V85H260V76H259ZM26 73V74H25ZM34 73H35V71H34ZM48 73H49V75H48ZM59 73V72H58ZM146 73V72H145ZM28 74H31L30 76H28ZM51 74V75H50ZM84 74H86V73H84ZM100 74H102V73H100ZM198 74H200V72L198 73ZM26 75L28 76L27 77V79L26 80H24V77H26ZM59 75H60V73H59ZM89 75H91V77L89 76ZM92 75H94V76H92ZM108 75V76H107ZM137 75V74H136ZM139 75H141V74H139ZM36 76V77H35ZM63 76V77H62ZM144 76V73H142V75H141V77H143ZM200 76H201V78L199 79V80H201L202 81V79H204V77H203V75L202 74H200ZM200 76H198V77H200ZM224 76L225 77H227L226 79H229L230 80V84H232V80H231V77L228 75V73L227 72H224ZM18 78V79H14V78ZM30 77H32V78H30ZM33 77H35V78H38V79H36L35 81L37 82V84H36V82L33 80L34 78ZM47 77H49V78H47ZM73 77V76H72ZM95 77L96 78H98V79H95ZM107 77V78H106ZM170 77V76H169ZM189 79H188V78ZM190 77H193V76H186V79H188V80H190L188 83L189 84H194L195 82L196 83H198L197 82V76H196V79H195V77H193L194 79H192L191 80V78ZM29 78L31 79V80H29ZM51 78H57V82L56 83H58V84H56L57 86H55V80H50ZM113 78V79H112ZM164 78V77H163ZM173 78V77H172ZM50 80L49 82L52 84V85H49L50 83H48V80ZM72 79H74V78H72ZM71 79V80H72ZM80 79H82V81H84V83L82 82V81H80ZM166 79V78H165ZM186 79H185V81H182V82H186ZM110 80H112V81H110ZM118 80V81H117ZM174 80V79H173ZM194 80H196V81H194ZM228 80V81H229ZM29 81H31V82H29ZM32 81H34V82H32ZM42 81H45L44 83H42ZM46 81H47V83H46ZM52 81V82H51ZM69 81V80H68ZM92 81V82H91ZM166 81V80H165ZM201 81H199L200 83H201ZM219 81V80H218ZM40 82V83H39ZM91 82V83H90ZM133 82V81H132ZM135 82V81H134ZM143 82V83H142ZM178 82V81H177ZM181 82V81H180ZM186 82V83H187ZM192 82V83H191ZM194 82V83H193ZM203 82H205V83H207L208 81L206 80V81H204L203 80ZM216 82V81H215ZM30 83V85H28ZM40 85H39V84ZM47 85H46V84ZM126 83V82H125ZM195 83V84H196ZM200 83L198 84V85H200ZM26 84L28 85V86H26ZM45 84V86L44 87H48V85H49V90H47V91H49L50 93H51V95H49V94H46V89H44L43 88V85ZM122 84H124L123 82H122ZM39 87V89L36 87ZM61 85H64V86H61ZM202 85H204V84H202ZM52 86V87H51ZM59 86V87H58ZM65 86V87H66ZM123 86H125V84L123 85ZM32 87H34V88H32ZM37 89H36V88ZM60 87H61V89H60ZM63 87V88H62ZM127 87H129V88H127ZM50 88H52V89H50ZM56 88V89H55ZM41 89V90H40ZM42 89L44 90V91H42ZM60 89V90H59ZM74 89V90H73ZM86 89V90H87ZM154 89H155V87H154ZM57 90H59V92L57 91ZM63 92H62V91ZM67 91V94L70 96L69 98H68V96L66 97V91ZM71 90V91H70ZM73 90V91H72ZM52 91L54 92V93H56V92H58L57 94L64 100H66V98L67 99H69V100H67L68 102H72V97L71 96H74V102L75 101H77V104H79V103H81V105H83V106H86L87 107V105H86V103H82L81 102V100H82V98L80 99V97H83V99H84V101L86 100V102H87V104H88V107L86 108L85 107V110H84V112H86L85 114H86V116H84L83 118H80L81 117V115H80V117L78 116V115H75V113L74 112H76L75 111V106H72L73 107V109L74 110H72L71 108V106H69V104L70 105H73V104H75V103H73L72 102V104L71 103H68V105H66L67 106V109H66V106H63V110L62 109H59V108H61L60 106H55V104H57V105H59L57 102H56V99L55 98H53L52 97ZM84 91H85V89H84ZM217 91V90H216ZM246 91H248V89L246 90ZM65 92V94H63ZM70 92H71V94H70ZM77 92V93H76ZM83 92V91H82ZM81 92V93H82ZM62 93V95H60ZM88 93V92H87ZM220 93V92H219ZM57 94H54L55 96H58ZM76 94V95H75ZM77 94L79 95V98H78V96H77ZM85 94H86V92H85ZM89 94V93H88ZM53 95V96H54ZM65 95V96H64ZM254 95H255V93H254ZM253 95V96H254ZM52 97V99H55V101L54 100H52L51 99V97ZM54 96V97H55ZM58 96V97H59ZM64 96V97H63ZM215 96V95H214ZM251 96H252V94H251ZM256 96V95H255ZM254 96V97H255ZM10 97V96H9ZM58 97H56V98H58ZM197 97V96H196ZM201 97V96H200ZM60 98V99H61ZM183 98H184V96H183ZM205 98V97H204ZM209 98V97H208ZM251 98V97H250ZM71 99V100H70ZM75 99H77V100H75ZM80 99V100H79ZM89 99V98H88ZM91 99H93V98H91ZM195 99V98H194ZM200 99V98H199ZM222 99V98H221ZM255 99H258L257 97H255ZM97 100V101H98ZM204 100H206V99H204ZM225 100V99H224ZM55 103H54V102ZM66 101V102H67ZM83 101V100H82ZM94 101V100H93ZM176 101H180L181 103H176ZM208 101H211V100H208ZM212 101L214 102V100L212 99ZM211 101V102H212ZM236 101V100H235ZM9 102V101H8ZM59 102V101H58ZM204 102V101H203ZM237 102V101H236ZM210 103V102H209ZM232 103H234V102H232ZM240 103V102H239ZM238 103V104H239ZM257 103V102H256ZM17 104H19V103H17ZM27 104V105H28ZM45 104V105H44ZM54 104V105H53ZM85 104V105H84ZM213 104H215V103H213ZM216 104H217V102H216ZM235 104V103H234ZM243 104V103H242ZM105 105V106H104ZM6 106H7V103H6ZM9 106H11V105H9ZM8 106V107H9ZM20 106V105H19ZM24 106V105H23ZM37 106H36V108H37ZM43 106V107H42ZM69 106V107H68ZM232 106V105H231ZM12 107V106H11ZM59 107V108H58ZM81 107V106H80ZM209 107H212V109L214 110V114L216 113V115H214L213 116V111H212V115L210 116L209 114L211 113H206V115L207 116H205L204 115V113H205V111H209ZM224 107V106H223ZM235 107V106H234ZM5 108V107H4ZM13 108V107H12ZM54 108H55V110H54ZM58 108V109H57ZM107 108H108V110H107ZM206 108V109H205ZM225 108V107H224ZM246 108V107H245ZM15 109H18V111H20L19 110V108H15ZM32 109H34V108H32ZM64 109H65V111H64ZM70 109H71V111H70ZM232 109V108H231ZM230 109V110H231ZM261 109V108H260ZM7 110H10V109H7ZM14 110V109H13ZM58 110V111H57ZM66 110H69L70 112H72V113H69V111H66ZM226 110V109H225ZM229 110V109H228ZM251 110V109H250ZM262 110V109H261ZM23 110H21V112H22ZM235 112H237L236 110H235ZM240 112V111H239ZM245 112V111H244ZM250 112V111H249ZM13 113V112H12ZM24 113V112H23ZM77 113V112H76ZM107 113V112H106ZM241 113H243V112H241ZM254 113V112H253ZM17 114V113H16ZM37 114V113H36ZM41 114H43V113H41ZM41 114H39V115H41ZM85 114H83V115H85ZM225 114L228 116V115H230V114H228V112H225ZM224 114V115H225ZM244 114V113H243ZM20 115V114H19ZM18 115V116H19ZM23 116L25 115V114H22ZM44 116H46L45 114H43ZM109 115V114H108ZM221 115V114H220ZM235 115H238V113L237 114H235ZM240 115V114H239ZM245 115V114H244ZM243 115V116H244ZM252 115V114H251ZM251 115H249V116H251ZM37 116V115H36ZM42 116V115H41ZM40 116V117H41ZM51 116V115H50ZM74 116V117H73ZM79 117L80 119H81V121H82V119H84V122H86L88 119V121H87V123L88 124H90L89 126L91 127V129H95L96 128V132H94V129L93 130H90L89 129V126L86 128V125H88V124H86V123H84L85 125V127L83 126V122H81V121H79L80 119L79 118H77V120L75 119V117ZM88 116H91V118H88ZM241 116V115H240ZM38 117V116H37ZM52 117V116H51ZM85 117L86 118H88V119H85ZM204 117V118H203ZM229 117V116H228ZM242 117V116H241ZM244 117H247L246 115L244 116ZM252 117V116H251ZM39 118V117H38ZM250 118V117H249ZM255 118V117H254ZM35 119V118H34ZM41 118H39V119H37L38 121L40 120ZM55 119H56V117H55ZM222 118H220V120H221ZM253 119V118H252ZM256 119V118H255ZM91 120V121H90ZM118 120V119H117ZM207 120V121H206ZM215 120V119H214ZM228 120V119H227ZM254 120V119H253ZM2 121V120H1ZM79 122V124H78V122ZM216 121V120H215ZM221 121H223V119L221 120ZM257 121V120H256ZM12 122V121H11ZM40 122H42L41 120H40ZM80 122L82 123L81 125H80ZM92 122H96V121H92ZM13 123V122H12ZM45 123L46 124H48L47 123V121L45 120ZM216 123V126L218 127V125L221 123H218L217 124V121L215 122ZM223 123H228V122H223ZM77 124H78V127H77ZM196 124V123H195ZM198 124V123H197ZM206 124V125H207ZM235 124V123H234ZM15 126H16V124H14ZM101 125H103V127H101ZM107 127H106V126ZM205 125V126H206ZM209 125L207 126V128L209 127ZM212 125V126H211ZM226 125H228V124H226ZM8 126V125H7ZM14 126V127H15ZM41 126V125H40ZM46 126V125H45ZM118 126V125H117ZM124 126V127H125ZM202 126H204L203 124H202ZM221 126V125H220ZM261 126V125H260ZM1 127V126H0ZM4 127V126H3ZM17 127V126H16ZM97 127H100V128H97ZM104 127H106L105 129H104ZM223 127H225V125H223ZM222 127V128H223ZM226 127H228V126H226ZM224 128L223 130H226V129H228V128ZM258 127V126H257ZM262 127V126H261ZM5 128V127H4ZM55 128V127H54ZM71 128V127H70ZM78 128V129H77ZM82 128H83V131H82ZM102 128V129H101ZM108 128H109V130H108ZM198 130H196V129ZM221 128V127H220ZM14 129V128H13ZM64 129V128H63ZM72 129V128H71ZM70 129V130H71ZM87 129V130H86ZM125 129V130H126ZM244 129V130H243ZM19 130V129H18ZM23 130H24V128H23ZM23 130H21V131H23ZM90 130V134L88 133V131ZM196 130V131H195ZM92 131H93V133H92ZM202 131H204V130H202ZM227 131V130H226ZM225 131V132H226ZM33 132V131H32ZM73 132H74V130H73ZM78 132V131H77ZM180 132H182L183 133V136H182V134H180ZM216 132V133H215ZM220 132V133H219ZM223 132V131H222ZM230 133H232L231 135H230ZM241 133V132H240ZM254 134V136H253V134ZM37 134V133H36ZM40 134V133H39ZM45 134V133H44ZM78 134V133H77ZM80 134V133H79ZM87 134V135H86ZM219 134V135H218ZM222 136H221V135ZM247 134L249 135L248 137H247ZM258 134H257V136H258ZM67 135V134H66ZM99 135V134H98ZM132 135V136H133ZM204 135H206V134H204ZM246 135V136H245ZM116 137L115 139H114V137ZM231 136V137H230ZM84 137V136H83ZM101 137V138H100ZM185 139H184V138ZM205 137V136H204ZM219 137V138H218ZM224 137V138H223ZM245 137H247V138H245ZM259 137H261V134H259ZM181 138V139H180ZM188 138H193V140L192 139H190V142H189V140H188ZM195 138H197V140L195 139ZM244 138V139H243ZM249 138V139H248ZM33 139V138H32ZM91 139V138H90ZM117 139V140H116ZM122 139V138H121ZM142 139V140H143ZM187 139V140H186ZM207 139V138H206ZM216 139V138H215ZM222 139H224V140H222ZM19 140V139H18ZM183 141V142H181L180 144L182 145H180V144H178V146L180 147V149H179V147L177 146V143H179L180 141ZM239 142H238V141ZM38 141V140H37ZM63 141V140H62ZM86 141H88V140H86ZM123 141V140H122ZM179 141V142H178ZM200 141V140H199ZM207 141V140H206ZM216 141V140H215ZM230 141H233V142H231V144H230ZM1 142V141H0ZM75 142H76V140H75ZM74 142V143H75ZM89 142V141H88ZM201 142H204L203 141V139H201ZM219 142H220V140H219ZM260 142V143H259ZM13 143H14V141H13ZM13 143H12V145H13ZM29 143V142H28ZM101 143H102V141H101ZM211 143V142H210ZM43 144V143H42ZM123 144H125V146L123 145ZM184 144V145H183ZM219 144V143H218ZM237 144H239V145H237ZM253 144V143H252ZM8 145V144H7ZM17 145V144H16ZM29 145V144H28ZM28 145H23L24 147H26V148H28L30 151V153L32 152V150L34 149V151H33V153L31 154V155H33V154H35L36 152H37V147H34V146H31L30 147V145L28 146ZM78 145V144H77ZM83 145V144H82ZM107 145V144H106ZM107 145V146H108ZM115 144H114V147L116 146ZM175 145H176V147L178 148H176L175 147ZM220 145H222V144H220ZM238 147H237V146ZM251 145V144H250ZM254 145V144H253ZM255 145V146H256ZM111 146V145H110ZM113 146V145H112ZM173 146H174V148H176V150H178L179 151V156H180V161L178 160L179 159V157L176 155L175 156V153H174V149H173ZM192 146V147H191ZM196 146V145H195ZM224 146V145H223ZM241 146V147H240ZM34 147V148H33ZM130 147H131V145H130ZM129 147V148H130ZM243 147H244V149H243ZM251 147V148H250ZM17 148V147H16ZM49 148H50V146H49ZM58 148V147H57ZM129 148H128V150H129ZM132 148V147H131ZM130 148V149H131ZM222 148V147H221ZM232 148H234L235 150H237V151H235V150H232ZM248 148V149H247ZM253 148H255V147H253ZM12 149V148H11ZM13 149H15V148H13ZM40 148H38V150H39ZM42 149V148H41ZM39 150L38 151V154L39 153H41V152H43L42 150ZM47 149V148H46ZM88 149H89V147H88ZM107 149V148H106ZM116 149V148H115ZM119 149V148H118ZM134 149V148H133ZM136 149V148H135ZM146 149V148H145ZM226 149V148H225ZM21 150V149H20ZM36 150V151H35ZM93 150V149H92ZM97 150V149H96ZM100 150V149H99ZM125 150V149H124ZM123 150V151H124ZM132 150V149H131ZM139 149H137V151H138ZM193 150V152L194 153H198L197 152V150H195L194 151ZM238 150H240V151H238ZM241 150H242V152H241ZM251 150H249V152L251 151ZM41 151V152H40ZM49 151V150H48ZM86 151V150H85ZM88 151V150H87ZM107 151V150H106ZM118 151V150H117ZM127 151V150H126ZM177 151V152H178ZM219 153H218V152ZM262 151V150H261ZM110 152H111V150H110ZM110 152H109V154H110ZM128 152V151H127ZM177 152H176V154H177ZM226 152V151H225ZM224 152V153H225ZM248 152V153H249ZM23 153V152H22ZM88 153V152H87ZM95 153H97V151L95 152ZM104 153V152H103ZM262 153V152H261ZM46 153L44 152L43 153V155H45ZM50 154V153H49ZM100 154V152H98L97 153V155H99ZM191 154V155H190ZM199 154V153H198ZM219 154H220V156H219ZM236 154V155H237ZM24 155H25V153H24ZM36 155H37V153H36ZM89 155H90V152H89ZM132 155V154H131ZM130 155V156H131ZM195 154H193V156H194ZM231 155V156H230ZM233 155V156H232ZM243 155H245V153H243ZM243 155H239V157L238 158H236V160L238 161V162H240L239 161V158H241ZM252 155V154H251ZM59 156V155H58ZM139 156H142V155H139ZM192 156V157H193ZM197 156H200V154L199 155H197ZM196 155H195V157H193V158H196L197 157ZM202 156V155H201ZM205 156V155H204ZM38 157V158H37ZM41 157H43V156H40V155H37V156H33L32 158H33V160H37V162H34V161H32L31 160V163L32 164H35V163H37V164H40L41 162H43V160H44V158H41ZM48 157V156H47ZM178 157V158H177ZM187 157V156H186ZM209 157V156H208ZM220 157L221 158H224V162H223V159H220ZM230 157H231V159H230ZM235 157V156H234ZM237 157V156H236ZM245 157H246V155H245ZM255 157V156H254ZM37 158V159H36ZM50 158V159H49ZM98 158V157H97ZM100 158V157H99ZM123 159H124V161H125V159H127V158H124V157H122ZM157 158V159H158ZM203 158V157H202ZM228 158V159H227ZM243 158V157H242ZM242 158L240 159V160H242ZM256 158V157H255ZM4 159V158H3ZM46 159V158H45ZM51 159H53L52 157H48V160L50 161V163H51ZM102 159V158H101ZM101 159H98V160H101ZM199 159H201V157L199 158ZM205 159V158H204ZM209 159V158H208ZM208 159L206 160V162L208 161ZM211 159V158H210ZM251 159V158H250ZM257 159V158H256ZM39 160H41V162L39 161ZM60 160H62V159H60ZM129 160V159H128ZM221 160V161H220ZM254 160V159H253ZM11 161H13L14 162V160H11ZM17 161L18 160H15V162H16V164H18V165H21V166H19L20 168L18 169V168H16L17 166H15V162H14V164H11L12 166H10V167H8V165H7V167H8V169H10V170H7V171H5V167H6V165H3L2 163V161H0V172H1V177H2V179H3V181L5 180L6 182V184H4V185H9V186H7V187H10V189L11 188H18V187H23L24 186V184H25V188H31V187H33V186H30V185H34L35 186V188H31V190H34V189H37L36 190V192H39V189L38 188H36L37 187V184L39 185V184H41V183H43L45 180H46V178L45 177H47V175L45 176V170L44 169H41V168H38V166L39 165H37V164H35V165H37V167H35L36 169H37V173H38V176H39V178H38V176H37V174H35V172H36V170L34 169V168H32L33 167V165H31V163L28 161V162H22V161H19L18 163H17ZM55 161V162H54ZM64 160H62L61 162H62V164H63V166H64V164H65V161L63 162ZM114 161V160H113ZM123 161V160H122ZM132 161V160H131ZM213 161V160H212ZM243 161V160H242ZM252 161V160H251ZM255 161V160H254ZM12 162V163H13ZM52 162H54L53 164H58L59 162L54 158L53 159V161ZM70 162V161H69ZM144 162V163H143ZM143 162H142V165H140L138 168H137V166H138V164H136L137 162H135V161H133L132 163H135V165H133L131 162H130V165H129V162H128V168H129V170L130 171H128L129 173H128V175H129V177L132 179V180H134V179H136V181H138V183H139V180H143V178H145L146 176H147V172H146V162H147V159H145V160H143ZM186 162V163H185ZM193 162H194V160H193ZM195 162H196V159H195ZM198 162H200V161H198ZM204 162V161H203ZM209 162V161H208ZM221 162V163H220ZM233 164H235V166L237 165V163L238 162H236L235 161V159L233 160ZM236 162V163H235ZM8 163V162H7ZM22 163V164H21ZM29 163V164H28ZM115 163V162H114ZM117 163V162H116ZM123 163V162H122ZM159 163V162H158ZM190 163V162H189ZM220 163V164H219ZM245 163V162H244ZM244 163H241V168H243L244 169ZM255 163H258V161H256ZM25 164V165H24ZM52 164V163H51ZM105 165L107 164L106 162L104 163ZM132 164V165H131ZM141 164V163H140ZM161 164V166L163 167V165ZM188 164V163H187ZM205 164V163H204ZM219 164V165H218ZM232 164V165H233ZM242 164H244V165H242ZM3 165V166H2ZM13 165H14V167H13ZM24 165V166H23ZM29 165V166H28ZM34 165V166H35ZM66 166H67V164H65ZM119 165H120V163H119ZM137 165V166H136ZM189 165V164H188ZM191 165V164H190ZM194 165H195V163H194ZM223 165V166H224ZM226 165H228V164H226ZM258 165V164H257ZM26 166V167H25ZM30 166H32V167H30ZM110 166V165H109ZM108 166V167H109ZM118 166V165H117ZM135 166H136V168H135ZM149 166V165H148ZM193 166V165H192ZM206 166V165H205ZM208 167L209 166H211V165H207ZM217 166L215 167V170L218 172V173H215L216 175L215 176H211L210 174H212V173H209V170H208V172L205 170V172H206V174L207 173H209L208 175H210V176H208V179H207V175L204 177V179H206V180H204V182L202 181V178H203V176H204V174L202 173H200L201 172V170H200V174H201V176L200 175H196V177L197 176H200L197 180H198V185H199V187L201 188L202 187V185H205L206 183H205V181L206 182H208L209 184H211V183H213L212 185H216V187L215 188H213V190L212 191H214L215 193L216 192H218V195L220 194V196H221V193H222V191H223V193H224V189H226V187L224 186V185H231V183H233V181L232 182H229L230 184H227L226 182H223V181H225L226 179H228L229 178V180H227V181H231L232 180V178H230V175H227V174H231L232 173V170H234V169H236V168H234V169H231L230 170V167H229V165L227 166V167H229V168H224V170H225V174H226V178H223L224 176H222V175H219L220 174V171L222 172V171H224L223 170V167H222V170H218L217 169ZM222 166V165H221ZM239 166V167H238ZM238 168H240V163H238ZM2 167V168H1ZM13 167V169H15V171H13V169H11ZM24 167V170L23 169H21V168H23ZM111 167V166H110ZM121 167H122V165H121ZM160 167V166H159ZM225 167V166H224ZM32 168V169H31ZM112 168V167H111ZM110 168V169H111ZM123 168H125V167H123ZM131 168H133V169H135V170H131ZM149 168V167H148ZM195 168V167H194ZM199 169H201V167H198ZM17 169V170H16ZM58 169H60V168H58ZM165 169V167H163V170ZM190 170H191V168H189ZM192 169H193V167H192ZM204 169H206V168H204ZM203 169V170H204ZM210 169H211V167H210ZM228 169V170H227ZM22 170V171H21ZM28 170V171H27ZM30 170V171H29ZM39 170H41V171H39ZM118 170H119V168H118ZM182 170V171H181ZM212 170H214V168L212 169ZM227 170V171H226ZM230 170V171H229ZM241 170V169H240ZM8 171H11V172H8ZM24 171V172H23ZM122 171V170H121ZM124 171V170H123ZM132 171V172H131ZM166 170H165V173L167 172ZM179 171H181V173H182V175H181V173L179 172ZM188 171V170H187ZM191 171H193V170H191ZM195 171V170H194ZM244 171H246V170H244ZM251 171V170H250ZM30 172H32V174H35V176L33 177V175L30 173ZM210 172H211V170H210ZM228 172V173H227ZM231 172V173H230ZM253 172V171H252ZM41 173V174H40ZM73 173V172H72ZM122 173V172H121ZM176 173V174H175ZM187 173V172H186ZM20 174H21V176L24 178H20ZM28 174V175H27ZM43 174V175H42ZM68 174H69V172H68ZM67 174V175H68ZM123 174H125V173H123ZM127 174V173H126ZM167 174V173H166ZM180 174V175H179ZM198 174V173H197ZM224 174V175H225ZM232 174H234V173H232ZM252 174V173H251ZM29 175H31V179L30 178H28V177H30ZM42 177H41V176ZM167 175H169L170 176V173H168ZM167 175H165V176H167ZM217 175H218V177H220V179H221V181L219 180V178L217 179ZM26 176H27V178H26ZM51 176V175H50ZM124 176H126V175H124ZM168 176V177H169ZM175 176V177H174ZM177 176V177H178ZM227 176H228V178H227ZM231 176H233V175H231ZM7 177V178H6ZM128 177V178H129ZM174 177V178H173ZM19 178V179H18ZM26 178V179H25ZM34 178V179H33ZM129 178V179H130ZM134 178V179H133ZM194 178V177H193ZM201 178V179H200ZM216 178V179H215ZM234 178H235V176H234ZM18 179V180H17ZM23 179V180H22ZM38 179L40 180V182L38 181ZM43 179H45V180H43ZM138 179V180H137ZM167 179H169V178H167ZM199 179H200V184H199ZM210 179V180H209ZM231 179V180H230ZM20 180H22V181H24L25 183H23V182H21V183H19L20 182ZM30 180H31V182H30ZM42 180V181H41ZM59 180V179H58ZM192 180V179H191ZM223 180V181H222ZM237 180V179H236ZM36 181H38V182H36ZM51 181V180H50ZM68 181V180H67ZM135 181V182H136ZM182 182L184 181L185 182V180H181ZM201 181H202V184H201ZM210 181V182H209ZM243 181V180H242ZM241 181V182H242ZM28 182H30V183H32V184H30V183H28ZM33 182H35V183H33ZM48 182V181H47ZM60 182V181H59ZM183 182V183H184ZM196 182V181H195ZM239 182V181H238ZM244 182V181H243ZM8 183V184H7ZM15 183H16V186H15ZM28 183V184H27ZM190 183V182H189ZM205 183V184H204ZM245 183V182H244ZM14 184V187L12 186ZM19 184V185H18ZM20 184H22L21 186H20ZM65 184H66V182H65ZM137 184V183H136ZM195 184H197V183H194V186H195ZM29 185V186H28ZM62 185V184H61ZM186 185V186H185ZM197 185V186H198ZM201 185V186H200ZM5 186V187H6ZM26 186H28V187H26ZM184 186L186 187V188H184V189H188L187 187H189V188H193V186L191 187V185H189V186H187V182H185L184 183ZM206 186V185H205ZM224 186V187H223ZM3 187V186H2ZM4 187V188H5ZM58 187V186H57ZM198 187V188H199ZM212 187V186H211ZM219 187V188H218ZM59 188V187H58ZM199 188V189H200ZM207 188V187H206ZM209 188V187H208ZM220 189V190H222V191H220V190H218V189ZM228 190L226 189V192H225V196L226 197H228V196H230L231 198H232V195H234V194H231V193H234V188L232 189L233 190V192H230V191H232L231 189H230V187L228 186ZM20 189V188H19ZM56 189V188H55ZM210 189H212V188H210ZM216 189V190H215ZM3 190V189H2ZM5 190V189H4ZM3 190V191H4ZM26 190V189H25ZM49 190V189H48ZM51 190V189H50ZM189 190V189H188ZM193 190V192H196L198 189L196 188V189H192ZM192 190H190V191H192ZM194 190H196V191H194ZM218 190V191H217ZM8 191V190H7ZM207 191H208V189H207ZM58 192V191H57ZM198 193V192H197ZM197 193H196V195H197ZM204 193V192H203ZM209 193V192H208ZM207 193V194H208ZM222 193V196L224 195ZM226 193L228 194V196L226 195ZM29 194V193H28ZM199 194H201V192H199ZM198 194V195H199ZM206 194V193H205ZM205 194H201V195H205ZM229 194H231V195H229ZM217 195V196H218ZM34 196V195H33ZM37 196V195H36ZM49 196V195H48ZM213 196V195H212ZM211 196V198H213ZM221 196V197H222ZM253 196V195H252ZM189 197V196H188ZM205 197H206V195H205ZM215 197V196H214ZM230 197H228L229 199V201H230ZM234 197V196H233ZM207 199H208V197H206ZM217 198V197H216ZM223 199H226L224 196L222 197ZM47 199V198H46ZM217 199H219V198H217ZM216 199V200H217ZM234 199V198H233ZM247 199V198H246ZM213 200V199H212ZM249 200V199H248ZM38 202H39V200H37ZM43 201V200H42ZM219 201H221V199H219ZM247 201V200H246ZM245 201V202H246ZM47 202V201H46ZM213 202V201H212ZM211 202V203H212ZM218 202V201H217ZM217 202H215V203H213V204H218ZM223 203V202H222ZM221 203V204H222ZM42 204V203H41ZM49 204V203H48ZM50 204H52V203H50ZM256 206V205H255ZM35 212H36V210H35ZM38 213H39V211H38ZM109 213H111V212H109ZM107 214V213H106ZM116 214L117 215H114L113 217H115V216H118V212H116ZM110 215V214H109ZM112 216V215H111ZM41 217V216H40ZM39 217V218H40ZM120 217V216H119ZM252 217V216H251ZM119 219V218H118ZM117 219V220H118ZM23 218L21 219V225H22V227H23ZM122 220V219H121ZM128 220V219H127ZM140 220V219H139ZM100 221V220H99ZM130 221V220H129ZM128 221V222H129ZM126 222V221H125ZM125 222H123V223H125ZM131 222H134V220H132V221H130V223ZM74 223V222H73ZM77 223V222H76ZM82 223V222H81ZM80 223V224H81ZM110 223V222H109ZM111 223H113V222H111ZM77 224H79V223H77ZM89 224V223H88ZM127 224H129V223H127ZM83 225V224H82ZM124 225V224H123ZM73 226H74V224H73ZM81 226V225H80ZM84 226V225H83ZM97 227V226H96ZM69 228V227H68ZM72 228V227H71ZM77 228V227H76ZM0 229H2V228H0ZM4 229V228H3ZM9 229V228H8ZM121 229V228H120ZM119 229V230H120ZM7 230V229H6ZM8 232V231H7ZM68 232V231H67ZM120 232V231H119ZM1 233V232H0ZM5 233V232H4ZM23 233V232H22ZM97 233V232H96ZM108 233V232H107ZM122 233V232H121ZM128 233V232H127ZM8 234H9V232H8ZM17 234H18V232H17ZM81 234V233H80ZM80 234H78L79 236H81ZM98 234V233H97ZM1 236H2V234H0ZM71 235V234H70ZM77 235V236H78ZM96 234H94V235H92V237L93 236H95ZM100 235H102V234H100ZM103 235H105V234H103ZM130 235V234H129ZM128 235V236H129ZM141 235V234H140ZM86 236V235H85ZM106 236V235H105ZM107 236H109V235H107ZM111 236V235H110ZM121 236V235H120ZM70 237V236H69ZM90 237V236H89ZM104 237V236H103ZM136 237V236H135ZM147 237H149V235L147 236ZM171 237V236H170ZM73 237H71V239H72ZM109 238V237H108ZM111 238V237H110ZM110 238H109V240H110ZM113 238V237H112ZM134 238V237H133ZM144 238V237H143ZM169 238V237H168ZM5 239V238H4ZM73 239H75V238H73ZM77 239V238H76ZM86 239H88V238H86ZM90 239V238H89ZM95 238L93 237V240H94ZM106 239V238H105ZM142 239V238H141ZM162 239V238H161ZM164 239V238H163ZM170 239V238H169ZM7 240V239H6ZM66 240H68V239H66ZM79 240V239H78ZM100 240V239H99ZM139 240V239H138ZM255 240V239H254ZM264 240V239H263ZM3 241V240H2ZM70 241H72V240H70ZM69 241V242H70ZM76 241V240H75ZM81 241V240H80ZM88 241H90V240H88ZM122 241V240H121ZM142 241V240H141ZM167 241H168V239H167ZM262 241V240H261ZM138 242H140V241H138ZM169 242V241H168ZM66 243V242H65ZM89 242H87V244H88ZM92 243V242H91ZM91 243H89V244H91ZM106 243V242H105ZM126 243V242H125ZM73 244H74V241H73ZM78 244V243H77ZM81 244V243H80ZM97 244V243H96ZM102 244H104V243H102ZM133 244V243H132ZM161 244V243H160ZM64 245V244H63ZM69 245V244H68ZM93 245V244H92ZM99 245V244H98ZM113 245V244H112ZM131 245V244H130ZM134 245H135V243H134ZM145 245V244H144ZM149 245V244H148ZM152 245V244H151ZM161 245H163V244H161ZM1 246H2V244H1ZM75 246H77V245H75ZM141 246V245H140ZM248 246V245H247ZM64 247V246H63ZM71 247V246H70ZM80 247V246H79ZM90 247V246H89ZM91 247H93V246H91ZM107 247V246H106ZM241 246H239V248H240ZM253 247V246H252ZM71 248H73V247H71ZM81 248H83V247H81ZM100 249L102 248V246L101 247H99ZM150 248V247H149ZM59 249V248H58ZM67 249H68V247H67ZM79 249V248H78ZM96 250H97V248H95ZM105 249V248H104ZM142 249H145V248H142ZM152 249V248H151ZM234 249V248H233ZM259 249V248H258ZM77 250V249H76ZM94 250V249H93ZM99 250V249H98ZM129 250V249H128ZM69 251V250H68ZM79 251V250H78ZM78 251L76 252H72L71 250L69 251V253H63V251H62V256L60 257V260H76V259H79V258H81V256L80 257H78V255H80V253H78ZM81 251H82V249H81ZM85 251V250H84ZM92 251V250H91ZM120 251V250H119ZM64 252H65V250H64ZM142 252H143V250H142ZM76 253V254H75ZM85 254L86 253H89L88 252V249H87V251H85L84 252ZM243 253V252H242ZM60 254V253H59ZM141 255H142V253H140ZM231 254V253H230ZM58 255V254H57ZM233 255V254H232ZM83 256V255H82ZM121 256V255H120ZM59 257V256H58ZM135 257H137L136 255H135ZM228 257H229V255H228ZM254 257V256H253ZM107 258V257H106ZM106 258H104V259H106ZM133 258V257H132ZM242 258V257H241ZM52 259V258H51ZM103 259V260H104ZM108 259V258H107ZM106 259V260H107ZM134 259V258H133ZM109 260V259H108ZM101 261V263H102V260H100ZM123 261H125V260H123ZM104 262V261H103ZM119 262H120V260H119ZM226 262V261H225ZM193 263V262H192ZM122 264V263H121ZM224 264V263H223Z\"/></svg>","mask_w":264,"mask_h":264},{"label":"snow or ice","instance_id":"6c2138e0","mask_svg":"<svg viewBox=\"0 0 264 264\" xmlns=\"http://www.w3.org/2000/svg\"><path fill=\"white\" fill-rule=\"evenodd\" d=\"M0 5L5 9H15L19 11L20 9H31V17L29 22L33 24L34 28L37 31H41L46 37L48 35H54L55 27L58 24L59 13L53 12L54 9L60 8L64 11V14L70 15L73 8L77 11L81 9H88L94 11L97 18H99L102 12L106 13L107 8L109 7L107 4L100 2V0H95L94 3L88 4H69V5H47L41 4L38 0H34L32 4H23V5H15L12 3H4L3 0H0ZM113 7H119L121 12L125 15L130 16V10L132 5H113ZM138 8H142L144 10V14L147 17L150 24H152L160 34V37L164 40L165 45L168 47V51L171 53L172 59L175 64L182 69V74L179 72H174L172 67L169 65H165V69L168 71L169 75L173 77L176 81H184L186 76H195L196 73L192 71L193 68L197 70V72L203 73L204 79H206L209 83L216 81L220 78V72L216 69L215 64L211 63L204 59L205 68L196 65L194 62H191V57L185 50V54L183 56L180 55L179 49H183V44H179V48L177 44L169 41V32L168 26L164 24V16L161 13V5L158 3H152L151 0H144V3L141 5H137ZM184 8L188 10L189 16L195 12L197 15L200 13V5L194 3L193 0H187V2L183 5ZM220 4L212 3L208 5V8L205 9L204 15L206 18H210L211 23L214 27V36L216 43L224 42V33L228 31L224 24L226 20H222L220 15ZM225 7H229L225 5ZM235 14L239 17V24L236 26L237 35L240 36L242 40L245 42L244 47V62L241 67L243 69V73L246 75L247 80L253 86V91L258 98L261 109L264 110V0L260 4L248 3L243 6H231ZM253 9H255V13H253ZM6 15V14H5ZM175 16V12H173ZM259 20V25L257 21ZM9 21L11 22V17H9ZM62 27V26H61ZM259 32V39L261 43V52L259 54L256 53L255 46H253L252 50H248V43L250 41H254V37ZM0 36L7 41H12L17 38V36L24 38L31 44L32 47H35V44L31 41L27 32L22 31L19 28H13L12 30H4L0 32ZM0 57H3L8 60L16 59L13 55V47L11 44L6 43L5 45L0 46ZM35 59V57H33ZM221 65L225 72L231 77L232 85L237 90L244 92L246 91L243 84L241 83L240 76L236 74L235 69V61H227L221 59ZM259 65L260 72V85L256 87V77H257V66ZM3 67V60L0 59V68ZM11 77L7 79L4 78V75L0 73V95L9 93L12 91L11 85L9 84V80ZM215 86V84H213ZM160 87L165 89H172L174 85H172L168 81H162L160 83ZM176 103H181L180 101H176ZM5 115L7 113L5 112ZM7 121H5V124ZM261 146H262V154L260 157V166L262 172H264V111H262L261 115ZM7 130V129H6ZM7 178V177H6ZM207 187V186H206ZM260 219L261 222L264 223V196H262V202L260 207ZM38 228L35 226H30V222L28 219L23 220V233L16 237L17 242L24 241L27 237L32 236L35 237L37 235ZM102 249L90 252L86 255H83L81 258L76 260H60L59 258L55 260H42V259H33L29 261H25V264H98V261L94 258L97 256ZM8 264H12V261L9 260ZM103 264H120L117 261H104ZM128 264H136V262H128ZM248 264H252V262H248ZM261 264H264V260L261 261Z\"/></svg>","mask_w":264,"mask_h":264}]
</instances>
